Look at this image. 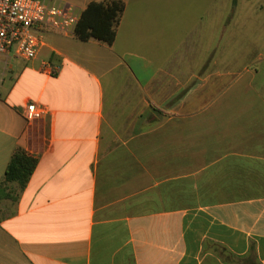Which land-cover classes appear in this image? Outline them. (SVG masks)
Masks as SVG:
<instances>
[{"label":"crops","instance_id":"obj_1","mask_svg":"<svg viewBox=\"0 0 264 264\" xmlns=\"http://www.w3.org/2000/svg\"><path fill=\"white\" fill-rule=\"evenodd\" d=\"M120 1L112 45L0 55V183L38 158L0 198V264H264V71L201 56L175 0Z\"/></svg>","mask_w":264,"mask_h":264},{"label":"rangeland","instance_id":"obj_2","mask_svg":"<svg viewBox=\"0 0 264 264\" xmlns=\"http://www.w3.org/2000/svg\"><path fill=\"white\" fill-rule=\"evenodd\" d=\"M171 5L178 16L186 14L201 56L234 58L239 68L264 71V0H175Z\"/></svg>","mask_w":264,"mask_h":264},{"label":"built area","instance_id":"obj_3","mask_svg":"<svg viewBox=\"0 0 264 264\" xmlns=\"http://www.w3.org/2000/svg\"><path fill=\"white\" fill-rule=\"evenodd\" d=\"M81 10L60 0H0V55L34 61L46 46V35H74ZM45 72L54 74L49 63ZM28 122L44 119L46 108L28 103L22 110Z\"/></svg>","mask_w":264,"mask_h":264},{"label":"trees","instance_id":"obj_4","mask_svg":"<svg viewBox=\"0 0 264 264\" xmlns=\"http://www.w3.org/2000/svg\"><path fill=\"white\" fill-rule=\"evenodd\" d=\"M124 11L125 4L120 0L91 2L81 14L74 36L84 42L95 39L112 45ZM37 166L38 158L18 150L12 156L4 180L0 183V198H13L5 193L9 184L17 183L21 190L26 188Z\"/></svg>","mask_w":264,"mask_h":264}]
</instances>
